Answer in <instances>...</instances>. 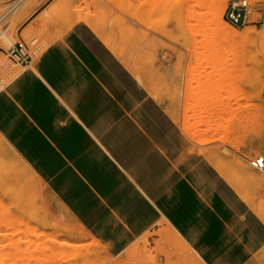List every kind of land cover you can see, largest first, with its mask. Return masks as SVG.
Listing matches in <instances>:
<instances>
[{"label":"crops","instance_id":"1","mask_svg":"<svg viewBox=\"0 0 264 264\" xmlns=\"http://www.w3.org/2000/svg\"><path fill=\"white\" fill-rule=\"evenodd\" d=\"M17 65L0 136L108 253L165 221L205 264L264 260L263 219L85 21Z\"/></svg>","mask_w":264,"mask_h":264},{"label":"rangeland","instance_id":"2","mask_svg":"<svg viewBox=\"0 0 264 264\" xmlns=\"http://www.w3.org/2000/svg\"><path fill=\"white\" fill-rule=\"evenodd\" d=\"M62 1L0 0V27L14 35L12 44L9 43L8 46H4V42L5 44L7 42L0 34V48L7 52L6 58L12 63L14 70L21 68L10 60L9 49L19 41L21 30V38L28 45V53L33 56L37 54V52L35 54L37 47L51 42L52 38L58 37V34L56 36L57 32L64 31L62 29L73 16L71 13H69L71 17L63 14L67 8ZM71 1L70 12L77 9L85 13L90 11L89 14L94 13L92 16L95 15L98 21L107 25L104 24L106 26L104 27L109 35L103 36L102 33L100 35L102 39L105 37L107 44L108 38H112L113 47L117 50L115 51L121 53V56L123 54L120 59L126 64L128 60H133V67L138 66L142 69L149 82H147L146 88L165 109L170 108V111L166 110L168 113L172 115V110L175 112L176 115L173 113L175 120L178 125L183 127L181 129L185 135V123L182 121L185 115L182 116V114L185 112L187 88L190 87L187 83L189 82L187 81L188 77L191 79L189 71L192 70L190 67L198 66L197 70L194 68L196 74L193 75H204L207 71L211 72L215 80L220 78L221 80H219L224 82V90L221 93L224 103L222 108L213 114L212 120L217 124V121L219 123L221 119L220 126L224 127L218 126L220 131L217 133H220L221 137L224 130L226 133L229 131L225 127L231 129L227 135L229 139L224 138L226 134L222 138L218 135L223 142L217 138L216 141L206 143V145H198L189 137L188 139L193 152L216 169L218 168V161H222L225 168L222 165L223 168H218L219 172L226 179H229L228 181L237 193L248 202L252 209H257V211L255 210L256 213L264 220V187L255 180L256 175L261 176L262 172L253 168L249 163L251 158L264 155V0H246V21L239 25L229 22L226 18V12L233 3H240L244 0H222L217 6V11L221 13L222 17V21L218 24L214 23V20L212 21L213 12L210 8L214 6V0H101V3L108 5V7H104L105 10L99 0H93L94 3L92 0ZM150 1L152 5L148 4ZM136 3L138 5L141 3V5L138 6ZM146 3L147 7L145 6ZM155 3H157V9L154 10ZM143 8L145 10L142 11ZM146 9H151V11L147 12ZM144 12H146L145 17ZM146 14L148 15L147 18ZM44 15L52 20L50 31H46L42 25L33 34H30L29 27L31 25L29 26V24H32L34 19ZM126 17L127 23H125ZM141 17H144V21L140 19ZM137 18L142 21L139 23ZM227 24L233 27L237 33L236 36V33L233 34L235 36L232 37L233 39L225 37L221 32ZM125 27H127L126 31ZM106 31L103 30L102 32L106 33ZM148 31L150 35H148ZM204 33L207 34L208 42L207 39L201 41ZM48 37L50 38L48 39ZM205 51L208 55L203 58L201 54ZM138 79L142 80L141 77ZM204 92L202 90L200 95H203ZM160 93L161 96H158ZM217 100L218 98H215L213 104H217ZM174 109L176 110L174 111ZM215 124H213V128L218 125ZM213 128L212 132L216 131ZM258 141L262 142L263 150L257 146ZM211 152L214 153V156ZM225 159L228 165L225 164ZM21 168L22 165L18 159L10 153L6 145L0 140V216L3 215L4 217V220L0 219V228L7 227L8 229H5L8 237L4 235L1 240H4L5 237L7 240L21 238L14 239V244L15 241H17L16 243L21 241L22 253L20 252L19 256L24 254L23 258L19 259L21 264H105L112 262L118 256L108 253L102 245L103 250L101 252L92 251L86 254L84 251L83 253L86 255L75 256V254L72 257H67L66 254L73 251L72 248L71 251L69 250L70 253H66L65 250H67L68 245L60 253V246L57 250L59 243L56 240L53 242L54 239L52 238H55V233L63 232L66 228L47 212V198L44 197L41 200L42 198L35 192L33 186L27 182L26 176L20 172ZM258 176L257 179H259ZM254 181L255 183H253ZM56 205L59 206L57 202ZM158 229L135 240L128 249L131 246V249H134V245L140 242L137 246L144 245L141 249H139L141 246L136 247L137 250L139 249L138 252H131L133 255L130 256L129 254L128 260L126 259L127 262L124 261L126 263H123L122 260V264H189L185 258H182L184 255H181L180 251L178 254L173 251L174 248L164 243L157 234ZM42 231L44 233L49 232H47V236L46 234L44 236ZM49 234L50 236H48ZM68 235L65 232V236H60V241H64L63 238H65L69 240L70 244L75 243V238L73 236L69 238ZM142 240L145 242L142 243ZM6 243L8 242L5 241ZM27 246V251H24L23 249ZM127 251L121 253L118 258L125 259ZM3 252L1 253L3 254ZM6 255H8V251H5L3 256L0 254L1 264L3 262L1 258L4 260L10 254ZM10 256L8 260L14 259V255ZM16 259L18 260V258ZM6 260V264L13 263V260H11L12 263ZM259 264H264V260L260 261Z\"/></svg>","mask_w":264,"mask_h":264},{"label":"bare ground","instance_id":"3","mask_svg":"<svg viewBox=\"0 0 264 264\" xmlns=\"http://www.w3.org/2000/svg\"><path fill=\"white\" fill-rule=\"evenodd\" d=\"M74 1V0H73ZM93 1V0H92ZM100 1V3H101V0H99ZM98 1V2H99ZM106 1V0H105ZM108 1V0H107ZM153 1V0H152ZM215 2H214V6H212L210 9L212 10V12H213V18H212V21L215 23H219V22H221L222 21V17H221V13L219 12V11H217L218 10V8H217V6L218 5H220V3H221V1L222 0H214ZM72 1L71 0H63L62 1V3L63 4H65V6H66V10H65V13H63V14H65V16H69V13H71V16H73L71 19H70V21L68 22V24L65 26V28H63L62 30H64V31H66V30H68L71 26H73L76 22H78V21H80V20H82V21H85L95 32H96V34H98L99 36L100 35H102V33H103V36L106 34H108L107 32L108 31H106L107 29L105 28L106 26L104 25V24H102V22H100V21H98V19H96V17H95V15H93L92 16V14H94V13H92V14H89L90 13V11H88L89 13H85V12H83V11H80V9L78 10H73V12H70L69 11V8H70V5L72 4L71 3ZM60 3H61V1H60ZM93 3H94V1H93ZM92 3V4H93ZM95 3H96V1H95ZM107 3V2H106ZM154 3V2H153ZM75 4V3H74ZM73 4V5H74ZM137 4V3H136ZM136 4H135V6H136ZM140 5H141V3H139ZM148 4H151L152 5V3H151V1L150 2H148ZM72 5V6H73ZM138 5V4H137ZM140 5H138V6H140ZM147 5V3L145 4V6ZM57 6V5H56ZM98 6V5H97ZM100 6V5H99ZM101 6H102V8L105 10V8H106V6L108 7V5H105V4H103V3H101ZM132 6L134 7V4H132ZM142 6H144V5H142ZM150 6V5H149ZM154 6V5H153ZM61 7V6H60ZM105 7V8H104ZM147 7V6H146ZM145 7V8H146ZM151 8H152V6H150ZM94 8V7H93ZM101 8V9H102ZM138 8V7H137ZM145 8H143V9H141L142 11L143 10H145ZM154 8V10L155 9H157V3H155V7H153ZM73 9V8H72ZM100 10V9H99ZM148 9H146V11H147ZM93 11V10H92ZM94 11H95V9H94ZM93 11V12H94ZM102 11V10H101ZM149 11H151V9L150 10H148L147 12H149ZM74 12H75V15H73L74 14ZM145 13L146 12H144V17H145ZM157 13V12H156ZM149 15H150V13H149ZM71 16H69V17H71ZM147 14H146V18H147ZM151 16V15H150ZM68 17V18H69ZM98 18H99V16H97ZM124 17H125V15H124ZM123 17V18H124ZM144 17H141L140 19H142L143 21H144ZM155 17V16H154ZM152 18V17H151ZM65 19V18H64ZM138 19V18H137ZM140 19H138L139 20V23H140V21H142V20H140ZM127 20V17H126V19H125V21ZM152 20H154V18H152ZM34 22H32V24L30 23L29 24V32H31L30 34H33L35 31H36V29L38 28V27H41L42 25H44V27L46 28V31H50L49 29H51L52 28V20H51V18H48L47 16H39L36 20L34 19L33 20ZM102 21V20H101ZM120 21V20H119ZM146 21V20H145ZM148 21V20H147ZM105 22V21H104ZM125 23H127V21L125 22ZM124 23V24H125ZM133 23H135V22H133ZM131 25V24H130ZM130 25H128L129 27H130ZM135 25V24H134ZM145 25V24H144ZM143 25V26H144ZM105 26V27H104ZM139 26H141L140 24H139ZM142 26V27H143ZM67 27V28H66ZM120 27V26H119ZM122 27H124V26H122ZM135 27H137V26H135ZM104 28V29H103ZM126 28L127 27H125V31H126ZM140 28V27H139ZM103 30H105L106 31V33L105 32H102ZM141 30V29H140ZM223 30V29H222ZM64 31H62V32H57L56 33V36H57V34H58V37L64 32ZM124 31V32H125ZM134 32V31H133ZM222 33H223V35L225 36V37H228V38H234L236 35H237V33L235 32V30H234V28L233 27H231V26H229L228 24H227V26H226V28L223 30V31H221ZM48 33V32H47ZM152 33V32H151ZM234 33H236L235 34V36L233 35ZM0 34L4 37V40L7 42L6 44H5V42H4V46H8L9 45V43L10 44H12L11 42H13V37H14V35L13 34H10L9 32H6L5 30H2L1 29V27H0ZM43 35H44V33H43ZM46 35V34H45ZM53 35V34H52ZM105 35V36H106ZM109 35V34H108ZM148 35H150L149 34V31H148ZM231 35V36H230ZM230 36V37H229ZM52 37V36H51ZM146 37H148V36H146ZM50 37H48V39H49ZM57 37H54V38H52V41L54 40V39H56ZM100 38L102 39V36H100ZM232 38V39H233ZM112 38H108V40H107V46L109 45V48L111 47L112 48V51L115 53V55H117V57L118 58H121V57H123V54H122V56H121V53H118V52H116L117 50L116 49H114V47H113V40H111ZM206 39H207V34L206 33H204L203 34V37H202V39H201V41H206ZM103 41H105L106 39H105V37L102 39ZM117 39L115 38V41H116ZM207 42H208V39H207ZM45 44H48V43H45ZM45 44L44 45H40L39 47H37L36 48V51H35V54H36V52L38 53L44 46H45ZM116 44V43H115ZM119 46V45H118ZM115 48H119V47H115ZM116 50V51H115ZM122 51H123V49H122ZM202 56H203V58H205L207 55H208V53H207V51H205V52H203L202 54H201ZM121 56V57H120ZM126 60H128V59H126ZM132 62H133V60H128L127 61V64L126 63H124L125 64V66L132 72V74L134 75V76H136V78L138 79L139 77H141L142 78V80L140 79H138L145 87H147L146 86V84H147V82H148V79L144 76V74H143V72H142V69L140 68V67H138V66H136V67H133V65H132ZM197 67V68H196ZM19 68V67H18ZM138 68H139V70H138ZM198 69V66L197 65H195V66H192V68L190 67V70H192V71H189L190 72V76H191V79H190V77H188L187 79V81H189V82H187L188 83V86L190 85V87L189 88H187L188 89V92H186L187 93V96H186V101H185V112H183L184 114H182V116H184L185 115V117H184V120L182 119V121H184L183 123H185L184 124V129H185V132H186V135H187V137H189L192 141H195L198 145H206V143H209V142H213L214 140L216 141L217 140V138H219L220 139V137H221V135H220V133L219 134H217L219 131H220V128H223V127H221L220 125V123H222V121H221V119H220V121H219V123H218V121H217V124H215V122L212 120L213 118V114L215 113V112H217V111H219V109H221L222 107V104L224 103V101H223V98H222V95H221V93L223 92V90H224V82H221L220 80V78H218V80L216 79H214V77L211 75V72H205L204 73V75H200V76H198V75H193V74H196V70ZM0 69H1V74H0V81L2 82V80L5 78V75L3 74V73H7V72H9V73H11L9 76H13V74H16L17 73V71H18V69L17 70H14L13 69V65H12V63L6 58V57H4V56H0ZM20 69V68H19ZM193 72H195V73H193ZM192 74V75H191ZM187 76H189V75H187ZM196 76H198V77H196ZM192 79H194L193 80V82H191L192 81ZM220 79V80H219ZM195 81V82H194ZM149 83V82H148ZM151 83L153 84V82L151 81ZM190 83H192V84H194L195 83V85H192V84H190ZM187 86V87H188ZM152 88V87H151ZM160 90V89H159ZM202 90H204L205 92H204V94L203 95H200V92L202 91ZM149 91V90H148ZM187 91V90H186ZM150 92V91H149ZM153 92V91H152ZM154 93V92H153ZM158 93H159V91H158ZM161 93H162V90H161ZM161 93H160V95L158 94V96H161ZM152 94V93H151ZM164 94V93H163ZM153 95V94H152ZM158 98V97H157ZM165 98V97H164ZM215 98H218V102H216L217 104H213L214 103V100H215ZM161 100V99H160ZM164 101V100H163ZM178 108H179V106H178ZM165 110H169L170 111V108H167V109H165ZM176 109H174V111H175ZM191 110V111H190ZM177 112V111H176ZM178 112H180L179 110H178ZM188 112H190V114H188ZM192 112V113H191ZM172 117L174 116L173 115V113L175 114V112H173V110H172ZM179 114V113H178ZM176 115V114H175ZM183 118V117H182ZM176 118H175V116H174V120H175ZM178 123V122H177ZM215 124V125H217L215 128H213L212 126H213V124ZM182 125V124H181ZM200 125H202L203 126V128H202V126H200ZM180 126V125H179ZM204 126H205V128H204ZM218 126L220 127V128H218ZM181 127V126H180ZM181 128H183V127H181ZM212 128L214 129V130H216V131H214V132H212ZM225 129L228 131L227 133L225 132V130H224V134H226V136L224 137V138H226L227 137V135L229 134V132H230V128H226L225 127ZM218 130V131H217ZM224 134L222 135V137L224 136ZM218 135H220V137L217 136ZM221 137V138H222ZM228 139H229V137H227ZM226 138V139H227ZM0 140L4 143V145H6V147H7V149H9V151H10V153L13 155V156H15L17 159H18V161L20 162V164L22 165V168L20 169V172L24 175V176H26V180H27V182L30 184V185H32L33 186V188H34V190H35V192L42 198L41 200H43L44 199V197H46L47 198V200H48V207H47V212L49 213V214H51L52 216H54V218L56 219V220H58V223L60 224V225H62L63 227H65L66 228V230H63V232H58L57 234L55 233V238H52V239H54L53 240V242L56 240V242H58L59 243V245L57 246V250L60 248V253L61 252H63L62 250H65V248L67 247V245H68V247L66 248L68 251L70 250L71 251V249L73 248V251L70 253V251L68 252L67 250H65L66 251V253H70V254H66L67 255V257H72L73 255H75V256H79L80 254H89V253H91L92 251H98V252H101L102 250H103V247L101 246V243H99V241L96 239V238H94L85 228H84V226L70 213V211L62 204V203H60V201L50 192V190L48 189V187L46 186V184L42 181V179L29 167V165L17 154V152L10 146V145H8V143L3 139V137H1L0 136ZM220 141H221V139H220ZM229 141V140H228ZM221 142H223V141H221ZM257 146L259 147H261L262 146V142L261 141H258L257 142ZM204 150V149H203ZM203 152V151H202ZM206 152V151H205ZM209 152V151H208ZM210 153V152H209ZM208 153V154H209ZM211 154H212V152H211ZM211 154H209V155H211ZM214 154V153H213ZM212 154V155H213ZM214 156V155H213ZM212 157V156H211ZM215 158H216V156H215ZM215 160V159H214ZM211 161H213V160H211ZM210 161V162H211ZM225 161V164H227L228 165V162H227V160L225 159L224 160ZM241 163V162H240ZM222 165H224V164H222V161H218V163H217V166H218V168L219 169H221V168H225V165L223 166V167H221ZM226 165V166H227ZM239 165V164H238ZM217 168V169H218ZM218 169V170H219ZM220 171V170H219ZM250 171H248V173H249ZM254 172V171H253ZM262 172V175L259 177L258 175H256V178H255V180L257 181V183L258 184H260V185H262L263 187H264V170H262L261 171ZM255 173V172H254ZM253 173V174H254ZM245 174V173H244ZM247 174V173H246ZM245 174V175H246ZM250 174V173H249ZM248 174V175H249ZM245 175H243L244 177H249V176H245ZM252 175V174H251ZM257 176H258V178L259 179H257ZM225 177V176H224ZM255 177V176H254ZM226 178V177H225ZM243 178V177H242ZM241 178V179H242ZM251 178V177H250ZM247 179H249V178H247ZM227 180H229V179H227ZM252 180V179H251ZM230 183V182H229ZM253 183H255V181L253 182ZM261 187V186H260ZM262 187V188H263ZM239 195V194H238ZM252 201V200H251ZM56 202L59 204V206L58 205H56ZM43 204L45 203V202H42ZM248 203V202H247ZM257 208V207H256ZM256 211H257V209H255ZM54 214V215H53ZM1 218L0 219H3L4 220V217H3V215H1L0 216ZM264 221V220H263ZM160 227H159V229L157 230L158 232H157V234L160 236V238L164 241V243H166L167 245H169V246H171L172 248H174V249H176V250H174L173 249V251H176V253H178V251H180L182 254L181 255H184V257H182V258H185L187 261H188V263L190 264H205L201 259H200V257L198 256V254H196L195 252H194V250L188 245V243L178 234V232L168 223V222H165V221H162V222H160ZM4 228V227H3ZM3 228L1 229L0 228V254L3 256V254H5V251H8V255L10 254V255H14V259H11V260H13V263H12V261L11 260H8L9 259V256L8 255H6V256H8V258L7 257H5V259L3 260L2 258H1V261H3L2 262V264H6V262H5V260L7 259L8 261H10L12 264H19L20 262H19V259L21 260L22 258H23V256H24V254H23V256H19V254H20V252L22 253V249H21V247H20V243H21V241H19L18 243H16L17 241H15V244H14V239H19L20 237H17V238H14V239H12V240H10V241H12L11 243H10V241L9 240H7V238L5 239L4 238V240L5 241H7L8 243H6L5 244V241L4 240H1V238L4 236V235H6V230L5 229H7V227L6 228H4V230H3ZM8 230V229H7ZM43 233V235L45 236V234H46V236H47V232H49V231H47L46 233H44V231H42ZM65 232H67L69 235V238H71L72 236L75 238L74 239V242L75 243H71L70 244V242H69V240H66L65 238H63L64 239V241H60V236H65ZM75 233V235H73V234ZM42 234H40V235H42ZM7 237H8V235H6ZM48 236H50V234L48 235ZM51 237H52V235H51ZM21 239V238H20ZM25 239H27V238H25ZM61 240H62V238H61ZM145 241H146V239H144ZM144 240H142V243L143 242H145ZM27 241H28V239H27ZM27 243H29V242H27ZM31 243V242H30ZM58 243H55V244H58ZM141 243V242H140ZM140 243H137V244H140ZM137 244L136 245H134V249H131L132 248V246H131V248H127L128 249V251H127V249L125 248V251H127V256L125 257V259L124 258H118V256L121 254H118V256L116 257L117 258V260H116V258L112 261V262H110V263H105V264H122V260H123V263H126L127 262V260H128V258H129V254H130V256H131V254L132 253H135V251L136 252H138V250L139 249H141L142 248V245H144V244H141V245H138L137 246ZM60 246V247H59ZM70 246V247H69ZM139 246H141L138 250H137V248L139 247ZM59 247V248H58ZM137 247V248H136ZM27 248H28V246L25 248V249H23L24 251H27ZM70 248V249H69ZM131 249V250H130ZM136 249V250H135ZM129 250H130V252H129ZM172 250V249H171ZM4 251V252H3ZM85 251V253H83ZM125 251H123L122 253H124ZM1 252H3V254L1 253ZM58 252V251H57ZM132 252V253H131ZM27 253V252H26ZM85 254V255H86ZM179 254V253H178ZM133 255V254H132ZM261 255H262V253H261ZM10 257H12V256H10ZM128 257V258H127ZM4 258V257H3ZM16 258H18V260L16 259ZM127 259V260H126ZM6 260V261H7ZM124 261H126V262H124ZM187 261H185V262H187ZM22 262V261H21ZM0 264H1V262H0ZM21 264V263H20Z\"/></svg>","mask_w":264,"mask_h":264},{"label":"built area","instance_id":"4","mask_svg":"<svg viewBox=\"0 0 264 264\" xmlns=\"http://www.w3.org/2000/svg\"><path fill=\"white\" fill-rule=\"evenodd\" d=\"M247 1L233 3L226 12V18L232 24H243L246 21ZM17 64H24L29 60V53L24 49L23 43H17V47L10 51ZM250 165L257 170H264V155H257L250 159Z\"/></svg>","mask_w":264,"mask_h":264}]
</instances>
